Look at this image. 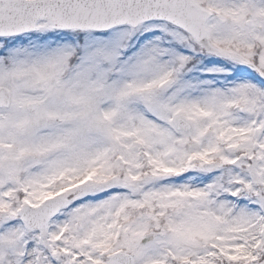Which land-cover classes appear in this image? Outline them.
Returning <instances> with one entry per match:
<instances>
[{"label": "snow or ice", "instance_id": "obj_1", "mask_svg": "<svg viewBox=\"0 0 264 264\" xmlns=\"http://www.w3.org/2000/svg\"><path fill=\"white\" fill-rule=\"evenodd\" d=\"M0 264H264V0H0Z\"/></svg>", "mask_w": 264, "mask_h": 264}]
</instances>
